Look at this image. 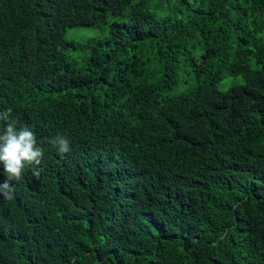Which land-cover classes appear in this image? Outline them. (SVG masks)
<instances>
[{"label":"trees","instance_id":"trees-1","mask_svg":"<svg viewBox=\"0 0 264 264\" xmlns=\"http://www.w3.org/2000/svg\"><path fill=\"white\" fill-rule=\"evenodd\" d=\"M5 110L0 264H264V0H0Z\"/></svg>","mask_w":264,"mask_h":264},{"label":"clouds","instance_id":"clouds-1","mask_svg":"<svg viewBox=\"0 0 264 264\" xmlns=\"http://www.w3.org/2000/svg\"><path fill=\"white\" fill-rule=\"evenodd\" d=\"M0 121L5 123L2 133H0V163L3 164L6 176V179L0 183V198L12 200L14 186L11 182L23 178L27 165H40L44 157V150L37 145L34 132L27 125L17 128L18 121L10 115L8 110L0 112ZM52 144L60 153L71 151L70 140L65 135L57 134L53 138ZM33 176H39V171L35 167Z\"/></svg>","mask_w":264,"mask_h":264},{"label":"rangeland","instance_id":"rangeland-1","mask_svg":"<svg viewBox=\"0 0 264 264\" xmlns=\"http://www.w3.org/2000/svg\"><path fill=\"white\" fill-rule=\"evenodd\" d=\"M113 20H115V19H113L112 15H111L108 18L106 24L101 29H89V28H73V29H70L66 33V38L69 40H78L80 42H84L85 40H87L89 38L101 36L102 34H104L105 31L106 32L108 31L109 28H108L107 24H109ZM82 55H83V53L78 54L77 57H80ZM242 82H243V80L241 77H228L219 84L218 88L221 92H225L232 85L239 84ZM175 92H177V90H175Z\"/></svg>","mask_w":264,"mask_h":264}]
</instances>
